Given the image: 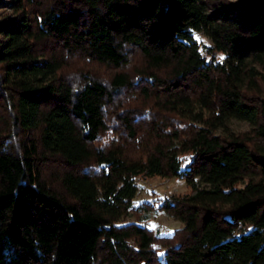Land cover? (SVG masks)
I'll return each instance as SVG.
<instances>
[{"label": "trees", "instance_id": "1", "mask_svg": "<svg viewBox=\"0 0 264 264\" xmlns=\"http://www.w3.org/2000/svg\"><path fill=\"white\" fill-rule=\"evenodd\" d=\"M9 6L0 115L12 135L27 134L0 143V264H264V0ZM46 41L56 50L39 53ZM134 52L142 67L130 72ZM75 55L113 68L111 78H67ZM128 96L154 101L124 107ZM45 154L68 168L58 187L41 175ZM140 176L190 188L159 203L183 228L156 260L150 229L121 222Z\"/></svg>", "mask_w": 264, "mask_h": 264}, {"label": "rangeland", "instance_id": "2", "mask_svg": "<svg viewBox=\"0 0 264 264\" xmlns=\"http://www.w3.org/2000/svg\"><path fill=\"white\" fill-rule=\"evenodd\" d=\"M11 0H0V20H2L5 16H11L12 11L10 9L9 3ZM209 7L212 10L219 8L222 3H233L237 0H206ZM195 37L200 45H211L210 39L201 32L195 33ZM57 45H54L53 42H39L37 44V51L43 54H49L51 51L56 50ZM217 58H221V55L216 54ZM68 62L64 69L61 71L63 75L68 77H76L77 74L81 72H89L93 76H97L104 81H107L111 78L114 69L110 68L104 64L96 63L94 61H88L85 58H78L76 55L71 58H67ZM142 61L137 53H133L131 56V62L128 65V69L130 72H135L136 69L141 68ZM152 89V88H150ZM131 93V92H130ZM130 95L129 93L125 94ZM129 98H125L123 102L124 107L131 106H152L153 99L145 101L144 103L134 97L128 96ZM134 101V102H133ZM131 103V104H130ZM133 103V104H132ZM143 103V104H142ZM143 107V106H142ZM110 111L109 115L112 113L113 107H108ZM2 111H0V114ZM4 115H0V143L6 145H15L16 139L24 137L27 133L24 131L16 129L15 133L12 135V130H8L6 125L3 122ZM108 120V119H107ZM116 123V118L110 119L107 122L108 127H112ZM231 129L235 131H245L249 128V124L243 121L232 120L230 123ZM109 131L105 133V136L100 138V143H104L107 140V136H109ZM184 157H188L186 154ZM40 170L43 179L56 187L59 186V179L64 171L68 168L64 165V163L57 156L50 155H41L40 156ZM81 167V166H80ZM137 183V193L133 198L132 205L133 210L121 221L122 223H140L147 228L150 229L152 236L155 238V242L152 246V251L155 253L154 259H157V256L160 255L165 247L168 245H173L180 237V231L183 228V223L179 220L174 219L173 217L167 215L165 212L160 210L159 203L161 201L172 195H183L190 191L189 186L182 179L176 177H146L140 176L136 178ZM157 262V261H156ZM156 264H159L158 262Z\"/></svg>", "mask_w": 264, "mask_h": 264}, {"label": "snow or ice", "instance_id": "3", "mask_svg": "<svg viewBox=\"0 0 264 264\" xmlns=\"http://www.w3.org/2000/svg\"><path fill=\"white\" fill-rule=\"evenodd\" d=\"M222 59V58H221Z\"/></svg>", "mask_w": 264, "mask_h": 264}]
</instances>
